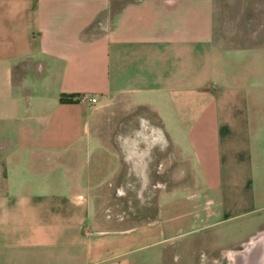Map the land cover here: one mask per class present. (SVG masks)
<instances>
[{"label":"crops","instance_id":"crops-1","mask_svg":"<svg viewBox=\"0 0 264 264\" xmlns=\"http://www.w3.org/2000/svg\"><path fill=\"white\" fill-rule=\"evenodd\" d=\"M119 94L154 108L155 137L188 147L198 178L145 219L97 228L91 188L119 155L92 119ZM263 175L264 0H0V264L138 263L173 192L209 193L231 216L264 207ZM255 220L215 264H264Z\"/></svg>","mask_w":264,"mask_h":264},{"label":"rangeland","instance_id":"rangeland-1","mask_svg":"<svg viewBox=\"0 0 264 264\" xmlns=\"http://www.w3.org/2000/svg\"><path fill=\"white\" fill-rule=\"evenodd\" d=\"M99 102L92 119L93 138L117 152L119 163L111 175L92 185L93 226H121L145 219L157 210L164 190L194 187L198 176L189 148H179L170 137L158 134V128L155 137L152 124L158 116L154 108L133 94L112 95ZM127 123L132 128L126 129ZM132 137L137 144L134 154L127 156ZM254 182L264 205V175L254 177ZM208 196L203 191L173 192L157 213L154 226L161 230L154 229L146 237L141 234L135 264H215L210 253L236 245L257 226L255 217L264 218V207L236 210L237 214L228 216L233 211L210 203ZM224 260L220 256L219 264H225Z\"/></svg>","mask_w":264,"mask_h":264},{"label":"trees","instance_id":"trees-1","mask_svg":"<svg viewBox=\"0 0 264 264\" xmlns=\"http://www.w3.org/2000/svg\"><path fill=\"white\" fill-rule=\"evenodd\" d=\"M73 95H75L74 93H65V92H61L59 95V100L63 101V102H67V101H73Z\"/></svg>","mask_w":264,"mask_h":264},{"label":"built area","instance_id":"built-area-1","mask_svg":"<svg viewBox=\"0 0 264 264\" xmlns=\"http://www.w3.org/2000/svg\"><path fill=\"white\" fill-rule=\"evenodd\" d=\"M82 97L85 98V99H87L88 101H90V102H92V103H94V102L97 101L96 96L93 95V94L83 93V94H82Z\"/></svg>","mask_w":264,"mask_h":264},{"label":"bare ground","instance_id":"bare-ground-1","mask_svg":"<svg viewBox=\"0 0 264 264\" xmlns=\"http://www.w3.org/2000/svg\"><path fill=\"white\" fill-rule=\"evenodd\" d=\"M259 235H257L258 237ZM255 240V235L251 236V238L249 239V241L246 243L247 246H250L252 244V242ZM229 254L233 255V251H229Z\"/></svg>","mask_w":264,"mask_h":264}]
</instances>
